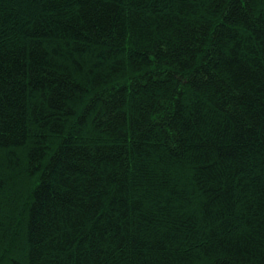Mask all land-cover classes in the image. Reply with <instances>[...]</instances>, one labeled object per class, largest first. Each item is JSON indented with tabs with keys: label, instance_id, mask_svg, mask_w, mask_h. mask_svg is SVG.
<instances>
[{
	"label": "trees",
	"instance_id": "1",
	"mask_svg": "<svg viewBox=\"0 0 264 264\" xmlns=\"http://www.w3.org/2000/svg\"><path fill=\"white\" fill-rule=\"evenodd\" d=\"M0 264H264V0H0Z\"/></svg>",
	"mask_w": 264,
	"mask_h": 264
}]
</instances>
